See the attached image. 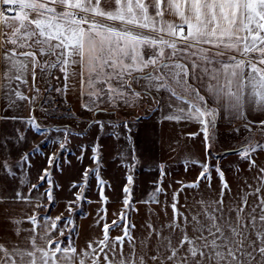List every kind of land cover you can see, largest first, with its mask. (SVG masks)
I'll use <instances>...</instances> for the list:
<instances>
[{
	"label": "snow or ice",
	"instance_id": "snow-or-ice-1",
	"mask_svg": "<svg viewBox=\"0 0 264 264\" xmlns=\"http://www.w3.org/2000/svg\"><path fill=\"white\" fill-rule=\"evenodd\" d=\"M166 15L178 17L179 23L165 19ZM76 65L80 67V94L88 97L82 107L101 112L107 111L102 107L105 103L113 110L132 107L152 89H163L171 102L161 122L199 124L200 132L189 135L195 138L203 133L205 153L210 156L221 110L237 119H246L249 108L264 112V0H0V98L6 102L5 111L17 107L18 101L34 102L35 97L24 95L21 88L38 93V77L51 75L53 69L63 74L66 89L67 81L76 75L72 70ZM148 68L153 71L146 73ZM164 70L183 89V95L168 83ZM141 80L146 82L145 93L133 87ZM209 99L215 108L208 106ZM155 102L162 111L159 101ZM95 123L103 129V122ZM253 124L264 132V120L248 121L245 128L251 132ZM32 126L41 132L38 124ZM257 151H264V145L249 142L237 151L250 168H257L256 185H248L252 190L230 204L227 213L224 196L231 189L224 172L215 166L221 182L219 197L199 201L200 210L190 219L178 211L174 194L173 216L167 225L149 224L148 235L138 240L132 235L135 225L121 213L120 222L105 223L102 238L89 241L79 251L71 241L75 227H67L73 225L71 218L38 217L36 210L43 205L34 204L30 196L17 190L12 200L32 206L33 211L21 218L6 214L19 242L0 243V264H264V167H257L252 158ZM22 159L27 161L28 155ZM92 159L99 163L97 156ZM54 162L49 157V164L54 166ZM0 169L6 178H14L6 159ZM201 169L196 181L185 188H198L203 181L211 186L213 169L207 164ZM91 174L102 186L99 168ZM88 176L86 170V180ZM49 177L44 170L39 180L51 184ZM127 182L134 183L132 175ZM25 183L20 180L21 185ZM38 187L32 184L29 190ZM123 192V203L131 208L130 188L125 186ZM162 192L157 187L146 203H159L156 196ZM44 195L51 204L52 189ZM250 196L255 198L251 203ZM101 198L105 199L103 193ZM24 223L31 227H21ZM114 228H121L122 235L111 237ZM165 228L168 235H164Z\"/></svg>",
	"mask_w": 264,
	"mask_h": 264
},
{
	"label": "crops",
	"instance_id": "crops-1",
	"mask_svg": "<svg viewBox=\"0 0 264 264\" xmlns=\"http://www.w3.org/2000/svg\"><path fill=\"white\" fill-rule=\"evenodd\" d=\"M165 19L179 23L176 16L166 15ZM54 58L51 59L54 60ZM174 62L168 61V63ZM72 70L76 72V75L67 81L68 87L66 89L63 74L55 69L52 70L51 75L38 77L36 81V88L39 89L38 93L34 89L29 90L22 87L21 91L24 95L30 98L35 97L32 103L18 101L17 107L5 111L6 102L0 98V117H19L15 120L0 119V163L6 159L11 172L15 174L14 178H6L5 171L0 169V197H3V201L0 202V243L11 246L10 241L19 242V238L14 235L6 219V214L21 218L25 213L31 215L33 211L32 206L19 204L12 200V196L17 190L30 196L34 204L43 205L36 210L38 217L47 216L54 219L59 216L61 221H65L67 218L62 220V216L71 213L69 212L72 205L70 187H67V190L54 192V196L56 194L57 196L50 204L47 196L43 193V188L29 190L30 185H38L41 182L39 180L40 174L33 173L32 170L26 172L24 168H21L22 172L16 174L12 169L14 167L12 165L13 153L15 149H18V144L22 143L24 147L16 158H23L26 151H29L33 144L31 148L38 146L44 140L49 144L55 143L57 141L56 132L59 129L65 133L66 140L63 145L67 148L75 146L76 149L82 150L84 148L88 151H94L95 149V153L98 150L100 153H96V156L99 162L102 161L103 165H108L112 160L117 159L115 165L122 166L121 155L124 153L123 142L128 138L125 131L128 127H132L133 130L129 133L130 136L132 135L133 147L139 148V153L137 149L134 153L136 160L134 159L135 161L127 164L129 169L128 167L125 169L127 176H133V181L137 187L130 188L131 208L123 203L125 194L122 185L118 189L117 186L114 187L115 184L109 185L103 193L105 199L101 198V194L95 198L91 195L85 197V210L78 216L75 231L71 237V241L78 251L85 249L89 241L102 238L104 224H112L114 220L120 222L121 213L128 212L130 222L135 225L132 235L138 240L148 235L149 224L154 226L167 225L173 216L171 205L174 194H177L178 211L190 219L194 213L200 210L199 201H211L219 197L221 182L214 170L215 166H219L224 172V177L231 189L224 196L225 213L228 212L230 204L238 203L240 196L245 191L252 190L248 188V185L255 187L254 176L257 175V168H250L249 163L241 159L237 151L225 154H222V152L227 149L242 148L248 144L253 134L256 133L255 128L258 127L253 124L251 126L252 130L249 132L245 125L248 124V121L259 122L264 120V112L252 111L249 108L245 113L246 119H237L234 114L221 110L220 115L217 117L215 139L211 143V155L209 156L205 153L203 133L195 138L189 135L190 133L200 132L199 124L187 121L177 123L165 120L161 122V116L169 112L168 104L171 102L169 99L170 94L167 91L161 89L157 92L152 89L150 95H143L132 107L120 106L113 110L105 103L102 107L107 108V111H89L82 107L83 104L88 102V97H82L80 94L79 65L73 66ZM151 71H153L152 68L145 70L146 73ZM163 74L175 91L183 95V89L173 83L170 73L164 70ZM145 83L141 80L133 87L137 92L145 93ZM188 83L193 87H198L195 81L189 80ZM29 84H31V78H29ZM57 89H61V91H57ZM200 94L207 98L204 91H201ZM153 98L159 101V109H162V111L157 110L158 105ZM208 106L215 108L217 105L209 99ZM60 119L73 121L77 124L84 122V132L80 134L78 127H74L73 123H71L72 125L69 122L67 124L59 123ZM45 121L47 123L44 124ZM96 121L104 123L103 129H100L95 123ZM33 122L39 123L38 125L43 134L33 128V124H31ZM125 124L128 127H125ZM131 124L132 126H129ZM114 125L116 126L114 127ZM70 130L73 131L69 132ZM30 134L32 140H30ZM21 136H23V139H20ZM26 140L30 141L26 142ZM253 144H256V141H253ZM259 145L264 144L259 143ZM106 148L113 150V155L110 158L105 156V152L103 156L101 154ZM45 149L46 147L42 148V150ZM252 158L255 160L257 167H264V151L253 153ZM202 164H207L213 169L211 172V186H209L208 181H203L198 188H185L184 185L196 181L202 170ZM45 165L52 166L49 164V159ZM54 165H57L56 162H54ZM120 172L122 171L120 170ZM21 179H25L26 183L21 185ZM122 179L125 181L123 177H112L107 180L119 183ZM53 181L56 182V179ZM66 181L62 180V182ZM68 182H71V180H68ZM157 187L163 189V192L156 196L159 203H146ZM254 199L250 196L249 203ZM232 216L235 217V212L232 213ZM21 227L30 228L31 225L24 223ZM60 227H65V225L61 223ZM168 231L165 228L164 235H168ZM188 232L190 235L193 234L191 227L188 228ZM22 235H26V233ZM120 235H122L121 228H114L110 232V236L113 238ZM176 235L179 236V233L177 232ZM65 236H68L67 230ZM57 238L64 239V237ZM67 242L66 240L65 243ZM137 250L139 251V246ZM125 251H128L127 245H125Z\"/></svg>",
	"mask_w": 264,
	"mask_h": 264
},
{
	"label": "rangeland",
	"instance_id": "rangeland-1",
	"mask_svg": "<svg viewBox=\"0 0 264 264\" xmlns=\"http://www.w3.org/2000/svg\"><path fill=\"white\" fill-rule=\"evenodd\" d=\"M61 124H67L68 122L71 124L73 123V121H66L65 119H60L58 121ZM35 124H39L38 122H34ZM47 123L46 121L44 122V124ZM56 123V122H55ZM33 124V123H31ZM72 125V124H71ZM74 127H78V131L80 132V134H82L84 132V122L77 124V123H73ZM129 126H132L129 125ZM63 130H58L56 132L57 134V141L55 143H48L47 141H41L39 146V151H34V149L37 148V146H35L34 148L33 145L30 147L29 151H26L25 155H28V159L27 161H24L22 158H16V156H18L20 154V152L22 151L24 145L18 144V149L14 150V158L12 160V165H14V167H12V169H14L15 173H19L22 172L21 168H24L26 170V172L29 170H32L33 173L36 174H40L42 175V173H44V170H47L48 173H50V180H51V184H49L48 182H43V183H39V189L43 188L44 191L43 193H45L48 188L52 189V195H53V199L54 197L57 196V194L54 196V192H59L60 190H67V187H70L71 189V196H72V205L70 206L71 208V213L67 214L66 216H62V220H64V218H71L73 220V225H68V228L71 227H75L76 226V220L78 218V216L81 214V212H83L85 210V204H86V199L85 197L91 195L92 197H97L100 196L101 193H104V191H106L109 187V185L115 184V186H117V189L122 185L123 187H125L126 185L129 188H137L136 184H131L129 185L127 182V172L125 171V169H127L129 163H132L133 161L136 160L134 153L136 151V149L138 150L139 153V148H134L133 147V140H132V135L130 136V132H132V127H128L126 131V133L128 134V138H126V140L123 142V155H121V165L122 166H116L115 162L117 161V159L112 160L110 162V164L108 165H103L102 161L99 163H95L93 162V156H96V153H100V151H96V153L94 151H88V150H84V148L81 149H76L72 146L67 148L64 145V148L61 149V144L65 143L66 137H65V133L61 132ZM73 131V130H72ZM71 130L69 132H72ZM68 132V131H67ZM255 134H253V137L250 139V142L253 143V141H256V144H264V132H262L259 128H255ZM30 140H32V135L30 134ZM68 136V135H67ZM30 140H26L30 141ZM43 147H46L45 150H42ZM105 152V156L106 157H111L113 155V150L110 148H106L105 151L101 152L102 156ZM116 152V151H115ZM69 154V155H67ZM134 156V158H133ZM49 157H53L55 162H56V166L52 165L51 167L46 166L45 163L46 161H48ZM106 159V158H105ZM135 159V160H134ZM102 160V159H101ZM106 163V160H105ZM33 168V169H32ZM99 168V180H102L104 183L101 186L98 183L97 177L95 175L91 174V170L93 169H97ZM129 169V167H128ZM89 170V176L87 178V180L85 179V171ZM120 170L122 172H120ZM124 170V171H123ZM119 171V172H118ZM31 172V173H32ZM131 172H132V168H131ZM121 174V175H120ZM124 178L125 181L122 180H116L119 181L114 183L113 181H108V178ZM56 179V182L53 181ZM62 180H67L66 182H62ZM68 180L71 182H68ZM108 181V182H107ZM125 182V183H122ZM73 184L75 185H83L84 187H73ZM50 185V186H49ZM68 193V192H67ZM77 196H82V199H77ZM127 216H128V212H126ZM72 234H74V231L71 233V237L73 236Z\"/></svg>",
	"mask_w": 264,
	"mask_h": 264
},
{
	"label": "trees",
	"instance_id": "trees-1",
	"mask_svg": "<svg viewBox=\"0 0 264 264\" xmlns=\"http://www.w3.org/2000/svg\"><path fill=\"white\" fill-rule=\"evenodd\" d=\"M241 148H234V149H227L225 151L222 152V154H225V153H231V152H236L238 150H240Z\"/></svg>",
	"mask_w": 264,
	"mask_h": 264
},
{
	"label": "built area",
	"instance_id": "built-area-1",
	"mask_svg": "<svg viewBox=\"0 0 264 264\" xmlns=\"http://www.w3.org/2000/svg\"><path fill=\"white\" fill-rule=\"evenodd\" d=\"M55 59V58H54Z\"/></svg>",
	"mask_w": 264,
	"mask_h": 264
}]
</instances>
